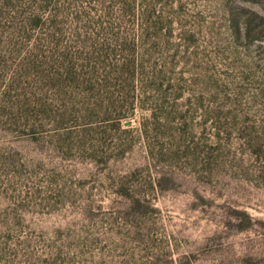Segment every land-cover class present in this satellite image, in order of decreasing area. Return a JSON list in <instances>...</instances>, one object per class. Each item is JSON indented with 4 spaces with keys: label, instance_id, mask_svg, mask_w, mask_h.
Returning <instances> with one entry per match:
<instances>
[{
    "label": "rangeland",
    "instance_id": "374dc122",
    "mask_svg": "<svg viewBox=\"0 0 264 264\" xmlns=\"http://www.w3.org/2000/svg\"><path fill=\"white\" fill-rule=\"evenodd\" d=\"M0 264H264V0H0Z\"/></svg>",
    "mask_w": 264,
    "mask_h": 264
},
{
    "label": "trees",
    "instance_id": "16d2710c",
    "mask_svg": "<svg viewBox=\"0 0 264 264\" xmlns=\"http://www.w3.org/2000/svg\"><path fill=\"white\" fill-rule=\"evenodd\" d=\"M132 73H133V76L135 77V75H136V73H137V68H135V66L133 67V71H132ZM135 79H136V78H134V81H133V82H134V83H133L134 86H136V82H137V79H136V81H135Z\"/></svg>",
    "mask_w": 264,
    "mask_h": 264
}]
</instances>
